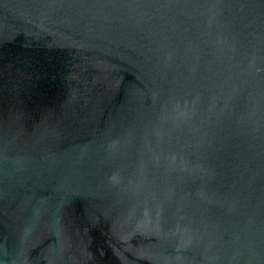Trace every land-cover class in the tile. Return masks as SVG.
<instances>
[{
    "label": "water",
    "instance_id": "obj_1",
    "mask_svg": "<svg viewBox=\"0 0 264 264\" xmlns=\"http://www.w3.org/2000/svg\"><path fill=\"white\" fill-rule=\"evenodd\" d=\"M0 264H264V0H0Z\"/></svg>",
    "mask_w": 264,
    "mask_h": 264
}]
</instances>
